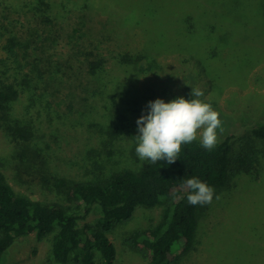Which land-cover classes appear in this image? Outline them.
I'll return each mask as SVG.
<instances>
[{
  "label": "trees",
  "instance_id": "obj_1",
  "mask_svg": "<svg viewBox=\"0 0 264 264\" xmlns=\"http://www.w3.org/2000/svg\"><path fill=\"white\" fill-rule=\"evenodd\" d=\"M98 8L92 0H0V127L21 138L17 144L27 149L22 160L28 159L37 168L34 171L40 173L42 184L65 189L81 210L70 211L58 202L35 201L18 193L0 171V264L5 263L19 240L31 236L38 241L51 237L50 253L58 264H67L71 259L77 264H113L117 249L110 234L115 227L129 222L138 208L159 204L165 206L161 219L151 227L134 231L125 243L143 255L147 264H184L198 248L202 220L216 197L233 193L240 179L257 171L264 156L251 141L264 142V120H258L250 129L252 137L237 150L232 135L218 140L211 151L196 139L181 145L178 159L172 164L166 160L148 162L97 181L68 182L48 175L42 150L27 143L41 109H51V104L65 107V101L79 98L85 103L83 113L89 115L95 108L93 104L114 103L117 93L131 92L130 86L142 72L159 69L158 57L152 53H178L181 58L188 54L207 62L216 56L219 47L221 39L215 38L217 21L188 11L181 19V37H204L206 55L197 56L194 46L177 38L172 45L148 40L139 51L113 55L114 66L134 71L131 77L120 79L108 69V54L88 40L92 31L86 30V13H99ZM74 10L79 18L72 25L70 15ZM104 27L110 32L125 28L113 18H107ZM21 104L23 107L18 108ZM66 107L65 112L73 110ZM109 134L116 139L117 132ZM192 177L214 188L210 204L188 203L190 189L183 181ZM95 210L100 213L97 220L81 224Z\"/></svg>",
  "mask_w": 264,
  "mask_h": 264
},
{
  "label": "rangeland",
  "instance_id": "obj_2",
  "mask_svg": "<svg viewBox=\"0 0 264 264\" xmlns=\"http://www.w3.org/2000/svg\"><path fill=\"white\" fill-rule=\"evenodd\" d=\"M92 1L100 12L86 11V30L92 31L88 40L108 54V69L120 79L131 77L134 71L114 66L113 55L139 51L148 40L172 45L177 38L194 46L197 56L206 55L204 37H181V19L188 11L214 18L215 38L221 40L216 56L207 62L188 54L181 58L178 53H152L158 57L159 69L142 72L130 86L131 92L125 96L117 93L114 103L93 104L95 108L89 115L83 113L85 103L79 98L65 101V107L51 104V109H41L27 143L42 150L48 175L68 182L97 181L124 168L136 169L148 163L135 152L137 120L147 114L150 101L162 99L168 103L179 97L190 100L191 88L202 90L204 96L200 99L220 114L223 131L217 130L218 140L232 135L237 150L246 138L252 137L251 127L264 120V0H224L223 4L221 0ZM70 17L75 25L79 12L74 10ZM107 18L125 28L108 31L104 27ZM42 105L45 107L44 102ZM66 105L73 110L65 112ZM18 106L22 108L23 104ZM109 131L117 132L116 139ZM252 140L263 155L264 142ZM19 141V136L0 127V171L7 182L16 192L35 201L58 202L70 211L81 212L65 189L42 184L40 173L34 171L37 168L28 159L22 160L27 149L24 144H17ZM164 207H140L129 222L115 227L110 234L117 249L113 264H147L143 255L130 249L125 241L134 231L157 223ZM99 216L95 210L81 224ZM199 231L198 248L184 264H264V156L257 171L240 179L233 193L215 199ZM50 248L51 237L43 241L35 236L21 239L4 264H58L52 259ZM67 264L77 263L71 259Z\"/></svg>",
  "mask_w": 264,
  "mask_h": 264
},
{
  "label": "clouds",
  "instance_id": "obj_3",
  "mask_svg": "<svg viewBox=\"0 0 264 264\" xmlns=\"http://www.w3.org/2000/svg\"><path fill=\"white\" fill-rule=\"evenodd\" d=\"M191 89L190 100L179 97L165 103L162 99H156L147 104V114H142L136 122L138 134L135 136V152L140 160H147L150 164L166 160L172 164L178 159L181 145L189 144L198 137L204 149L211 151L215 148L217 130L223 131L220 114L200 99L204 96L202 90ZM183 184L190 189L187 195L189 204L203 206L212 202L215 190L205 182L192 177Z\"/></svg>",
  "mask_w": 264,
  "mask_h": 264
}]
</instances>
